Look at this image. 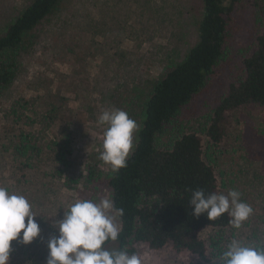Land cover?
<instances>
[{"label": "rangeland", "instance_id": "374dc122", "mask_svg": "<svg viewBox=\"0 0 264 264\" xmlns=\"http://www.w3.org/2000/svg\"><path fill=\"white\" fill-rule=\"evenodd\" d=\"M31 2L0 0V36ZM260 3L238 1L223 57L157 141L164 147L180 131L198 133L219 194L236 190L253 209L239 229L203 232L209 258L215 251L208 235L221 237L219 251L234 239L264 248V106L230 111L219 143L204 132L229 85L244 75L243 59L255 49ZM203 13L202 0H63L25 36L17 76L0 92V186L28 199L40 237L28 245L12 241L7 264H46L52 220L78 200L110 198L113 171L99 159L107 127L99 124L100 115L120 109L136 121L130 155L155 79L197 43ZM111 214L120 225L118 214ZM134 253L142 264H209L144 243Z\"/></svg>", "mask_w": 264, "mask_h": 264}, {"label": "trees", "instance_id": "16d2710c", "mask_svg": "<svg viewBox=\"0 0 264 264\" xmlns=\"http://www.w3.org/2000/svg\"><path fill=\"white\" fill-rule=\"evenodd\" d=\"M63 0H32L0 36V92L16 78L25 36L50 16ZM204 13L198 26L199 39L185 57L157 77L145 103L137 143L126 166L107 180L113 210L122 209L120 233L104 248L134 253L144 243L152 250L171 247L175 252L209 261L206 229L228 227L227 213L208 221L192 215L189 200L193 190L219 194L214 166L203 151L196 132H179L161 147L159 137L181 108L199 93L207 77L225 52L228 28L239 0H202ZM259 31L255 49L243 59L244 75L229 85L228 92L213 109L205 134L213 144L225 135L230 111L249 104L264 106V3L254 12ZM219 252L221 237L208 235ZM217 252V253H216Z\"/></svg>", "mask_w": 264, "mask_h": 264}, {"label": "clouds", "instance_id": "9594fccd", "mask_svg": "<svg viewBox=\"0 0 264 264\" xmlns=\"http://www.w3.org/2000/svg\"><path fill=\"white\" fill-rule=\"evenodd\" d=\"M98 122L107 126L99 159L116 172L126 166L138 125L120 109L104 111ZM240 197L241 193L236 190L225 195L206 194L203 189H197L192 191L189 205L193 216L205 215L208 221L227 213L231 226L239 229L253 212ZM31 208L25 196L0 186V264H7L12 241L28 245L40 237L38 216ZM112 211L110 198L78 200L71 204L63 211L62 218L51 222L55 234L46 241V264H142L136 253L103 247L106 241H116L121 230ZM115 211L123 214L122 209ZM208 260L209 264H264V248L234 239Z\"/></svg>", "mask_w": 264, "mask_h": 264}]
</instances>
